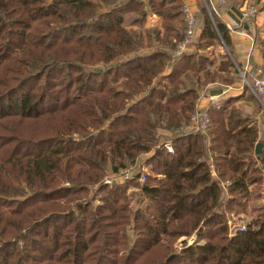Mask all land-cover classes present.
<instances>
[{"label":"trees","instance_id":"obj_1","mask_svg":"<svg viewBox=\"0 0 264 264\" xmlns=\"http://www.w3.org/2000/svg\"><path fill=\"white\" fill-rule=\"evenodd\" d=\"M183 6L0 0V264H264V203L233 237L227 216L264 193L263 104L245 85L209 108L207 131L188 129L200 88L256 78L212 0L200 3L199 50L176 57ZM150 15L160 25L148 26ZM243 98L256 99L254 112ZM150 152L148 203L134 208L136 176L102 180Z\"/></svg>","mask_w":264,"mask_h":264},{"label":"crops","instance_id":"obj_2","mask_svg":"<svg viewBox=\"0 0 264 264\" xmlns=\"http://www.w3.org/2000/svg\"><path fill=\"white\" fill-rule=\"evenodd\" d=\"M201 2L206 3V0H184V5L189 6L198 17ZM258 3L262 7L263 14L260 13L259 15L257 13L251 18L244 19L242 9L249 4L257 5V2L250 3L249 0H227L226 3H220L217 0H212L214 9L217 10L220 17L227 23L230 29L234 53L241 61L244 68L255 78L264 75V55L260 47L261 42L264 40V0H258ZM148 21L149 26L160 25L161 17L158 15H150ZM229 25L232 26V28H230ZM199 31L200 24L197 35ZM244 90L245 84L238 80H235L231 84H222L220 82L210 83L206 87L200 88L199 91L201 94L197 106L206 107L208 110L211 107L219 109L225 100L241 95ZM253 94L255 98L263 104L254 92ZM246 98L239 100L237 104L244 105V107L252 113L254 112L253 109L256 99ZM253 114L256 119L253 121L254 123L259 119V114ZM262 149H264V146Z\"/></svg>","mask_w":264,"mask_h":264},{"label":"rangeland","instance_id":"obj_3","mask_svg":"<svg viewBox=\"0 0 264 264\" xmlns=\"http://www.w3.org/2000/svg\"><path fill=\"white\" fill-rule=\"evenodd\" d=\"M249 2L250 3H252V2L253 3H256L257 2V5H258V14L259 15H260V13L263 12L262 7L258 3V0H249ZM148 24H149V21H147V25ZM198 27H199V23H198ZM199 40H200V37H199V34H198L197 37L195 38V42H194V46L192 47V50L189 51L188 53H194V52H196V51L199 50V46H198ZM219 41L222 42V40H219ZM218 44H220V43H218ZM209 51H212V56H214L216 58L217 64L220 62V54H222V52H225L224 49L221 46L217 45V44H215V46L213 48H211ZM236 80L242 82L245 85H249L250 86L249 79L247 78V76L243 72H240V76L239 77L237 76L236 77ZM161 141H164V137L161 138ZM152 152L142 154L137 159V161L134 164H132V165L126 167V168H123L121 170H124V169H127V168H131V167H135V169L137 170V172L139 170L142 175H145L146 176V174L147 175L148 174H151V169H150V167L148 165V158L152 155ZM144 166H145V168H143ZM113 172L114 171L111 168H108L106 170L105 176H104V178L102 180V183L104 185L115 186V185H121V184H124V183L129 182L130 179L129 180L122 181V182H117L116 184L105 183V181H104L105 178L108 175H111ZM139 174H138V176L135 175L137 177L136 179H138V180H136L138 182V184L135 183V182H133V184L130 185V187L128 189V195L130 196V205L133 206L134 208H144L147 205V203H148V200L145 197V195L143 193V190L141 188V184H143L147 180V178L144 181H142V180H140V176L141 175H139ZM97 188H98V185H96L95 187H93V191H96ZM258 201H259L260 204L264 203V193L259 198H257L256 195H254L249 200L247 207L244 210H242V211L240 209L241 208L240 206H237L236 208H234L232 210H228L227 216H228L229 236L230 237H233L230 234L231 223L232 222H235V221L236 222H244L246 224V228L250 224H252L253 219L257 215V209H254V208L257 207ZM96 202H98V199H97V201H95V203ZM128 232H129L130 242L133 243V241H134V239L136 237V233H135L133 224H131L128 227ZM197 236H198V232H195L190 237H186V236L181 237L177 241L176 247H178V249L182 248V245H183L184 242H187L188 244H192L194 241L197 240ZM201 242H203V240H201Z\"/></svg>","mask_w":264,"mask_h":264},{"label":"built area","instance_id":"obj_4","mask_svg":"<svg viewBox=\"0 0 264 264\" xmlns=\"http://www.w3.org/2000/svg\"><path fill=\"white\" fill-rule=\"evenodd\" d=\"M220 3H226L227 0H217ZM184 21H185V34L184 37L178 41L174 54L176 57L192 50L194 46L195 38L198 32V17L197 14L187 5L183 6ZM258 13V5L249 4L242 9V15L244 19L251 18ZM230 28L232 26L229 25ZM252 91L260 98L261 102L264 104V77L256 78L253 85L250 84ZM211 118L209 115V110L206 107L197 106L195 113L192 115L188 129L207 131L210 125ZM170 151H173L171 145L167 144ZM145 168V166L143 167ZM140 171L135 169V167L127 168L119 172H113L105 178V183L116 184L117 182H122L129 180L137 176ZM140 180L144 181L147 178V174H139ZM246 229V224L244 222H232L231 223V236L236 235L238 231H244Z\"/></svg>","mask_w":264,"mask_h":264},{"label":"water","instance_id":"obj_5","mask_svg":"<svg viewBox=\"0 0 264 264\" xmlns=\"http://www.w3.org/2000/svg\"><path fill=\"white\" fill-rule=\"evenodd\" d=\"M93 69L96 70V71H100V70H102V67L101 66H96ZM262 148H263V143L262 142H258L257 145H256V153H257L258 158L261 157V153H262V150H263Z\"/></svg>","mask_w":264,"mask_h":264}]
</instances>
